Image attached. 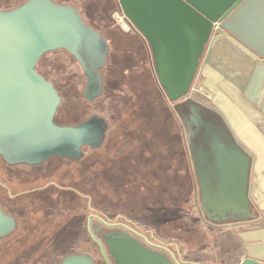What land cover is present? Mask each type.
<instances>
[{"label":"water","instance_id":"water-1","mask_svg":"<svg viewBox=\"0 0 264 264\" xmlns=\"http://www.w3.org/2000/svg\"><path fill=\"white\" fill-rule=\"evenodd\" d=\"M119 3L125 17L148 40L159 84L172 102L189 94L209 41L225 34L258 58H264V0H119ZM78 13L71 6L51 0H30L11 10L0 9V156L7 163L38 164L53 156L71 157L90 140L89 132L54 122L60 97L53 83L37 70L43 54L78 44L88 30ZM214 21L221 22L220 34L213 33ZM190 113L191 120L203 122L193 108ZM233 155L232 173L239 180L244 179L241 190L239 184L236 186L241 197L202 196L203 209L210 207L206 213L217 216L219 221L236 220L247 214L240 203L248 201L246 181L251 175V157L238 144L233 147ZM13 226V220L0 205V239ZM97 242L104 254L103 243ZM113 254L133 264H173L166 253L151 251L132 237L119 241ZM87 258L71 256L60 264H93V258ZM241 264L262 263L245 258Z\"/></svg>","mask_w":264,"mask_h":264},{"label":"rangeland","instance_id":"rangeland-1","mask_svg":"<svg viewBox=\"0 0 264 264\" xmlns=\"http://www.w3.org/2000/svg\"><path fill=\"white\" fill-rule=\"evenodd\" d=\"M25 1L27 0H0V9L9 10ZM56 1L73 5L79 13L85 15L84 17L92 21L95 20L101 25L103 23L99 21L100 16L98 13L103 11L105 7L109 8L108 6L111 5L110 0ZM123 15V12L119 11L115 15L116 20L122 26H125L121 27V29H128L126 22L120 21V17ZM59 55L61 59L65 60L66 64L61 67L58 66V71L67 84L65 85V90L71 91L73 84L68 74L71 68L74 70L77 67L79 71L80 69L77 64L72 63V60L66 55L65 51H60ZM80 82H83L82 78ZM79 87L82 90V85ZM81 93L82 91H80V95L74 100L76 105L86 103ZM191 96H194L196 99ZM102 99L100 98L99 102L104 101ZM198 100L204 99L200 95L195 94L192 85L189 94L177 102L166 100L164 107V104H161L159 101L157 103L158 110L156 116L152 118L154 124L151 125L146 121H141L137 116L133 119L134 114L136 115V106L126 103L125 109L128 116L126 113V117H123V119H125V123L128 124L129 128H132L130 130L134 131V133L119 138L122 134L120 130L118 131L117 128L111 129L110 136L107 139L109 141L107 149L103 148V150L92 154L101 160L102 163H109L105 167L108 170V172L106 171L108 180L105 181L102 179L103 176L96 175L94 179L97 177L99 181H94L92 187L90 182H84L86 174L83 170L84 174L82 176L73 177V175L78 173V168L70 160H64L60 156H55L39 166L18 164L12 167L11 170H9V165L4 164L0 156V174L3 181L5 174L9 176L11 172L27 174L26 178L20 183L21 185H17L14 178L11 177L12 175L10 176V181L15 183L13 186L14 190H18L21 187L34 188L47 182L57 183L63 181L64 177H66L64 180L66 181L69 176H72L69 181L63 182L66 184L70 183L69 186L72 188H50L51 192L49 195L59 199L61 202H55L53 205L48 206L33 201L31 198H27V196L16 201L13 207H23L25 214L24 217L19 216L20 219H18L17 227L10 237L0 241V264H56L63 257L62 255L81 252H89L90 257H97L99 251L95 244L90 245L79 241L86 236V231L80 221L82 218L81 207L83 205L84 207L89 206L92 203L98 210L106 208L110 211L128 212L134 209L139 213H143L142 210L145 209L144 207L141 208V206H144L142 200L148 199L151 201L152 191H149L150 186L146 189L145 187L138 186V189H136L133 174L138 171L149 173L145 164H149L150 168H152L150 170L151 174L165 173V226L159 227L157 229L158 233L165 237V239L179 242L180 249L185 255L196 257L192 260L194 263L204 264L205 260H208L210 263L222 262L224 264H233V260H231V257L224 250L217 253L213 248L208 246V242L212 239L211 232L213 230L208 227L206 220H209L211 216L208 213L201 214L195 207L194 195L196 194V190L193 189L194 187L199 189L200 185H202V182L199 184L200 170L197 166L199 164H197L196 158L198 157L201 160L205 157V154L212 157L214 149L209 148L211 146L209 139L212 130L227 140H229L230 136L227 122L223 117L204 105L199 106L200 102ZM115 102L116 100L113 101V103ZM192 108L200 116L208 118L214 128L197 126L191 122L188 119L190 118L188 114L185 115L184 113L191 112ZM110 109L109 114L116 110V105H111ZM112 123L116 124L113 121ZM116 140L138 143L140 141L155 142V145H152V148L154 146L153 151L155 154L150 156L143 147L138 151L128 148L125 154L126 160L123 162L126 168L124 166L118 169L115 166L117 160L115 146L118 144H115ZM199 145H202L203 148ZM163 148H165V171H161L159 167ZM140 157H144L146 161L140 160ZM65 165H68V167ZM203 168L204 166L202 165L201 169ZM92 171L96 172V166L92 168ZM172 191H179L180 194H172ZM160 192V190L157 192L158 198L161 196ZM153 194L155 196L156 193L154 192ZM34 195L36 197L38 195L37 199L45 202L49 196L46 193ZM81 195H84L86 198ZM153 199L156 198L154 197ZM178 202H182V205L178 207L170 205ZM45 215L51 218L54 216L51 221L52 225L43 223L42 220ZM223 234H225V230L222 231L221 235ZM51 237H56L57 239L65 237L69 240H78V242L70 244L66 240H53Z\"/></svg>","mask_w":264,"mask_h":264},{"label":"flooded vegetation","instance_id":"flooded-vegetation-1","mask_svg":"<svg viewBox=\"0 0 264 264\" xmlns=\"http://www.w3.org/2000/svg\"><path fill=\"white\" fill-rule=\"evenodd\" d=\"M51 1L58 5L71 6L74 8V6L70 4L60 3L56 0ZM110 3L111 7L102 8L103 11L98 13L100 16L99 21L103 23V25L97 23L95 20L92 21L84 17V14L78 13L80 21L88 28L82 38L78 40V44L71 49L61 48L49 51L43 54L37 63L38 72L53 83V87L60 97V105L55 114L54 122L58 125H66L89 132L90 140L78 148L73 156L60 157L64 160H70L78 168V173L73 175V177L82 176L85 172L86 178H84V182H90L91 187L94 181H99L97 177L94 179L96 175L100 177L103 176L102 179L105 181L108 180V176H106V171L108 172V170H106L105 167L106 165L108 166L109 163H102L101 160L94 157L92 154L96 151L103 150V148L107 149L109 143L107 139L110 136L111 129L117 128L118 131L120 130L122 134L119 138L134 133V131L130 130L132 128H129L128 124L125 123V119H123V117H126L127 113L125 109L126 103L136 106V115L134 114L133 119L137 116L141 121H146L150 125L154 124L152 118L156 116L158 110L157 103L160 101L165 107V91L159 84L155 60L148 40L126 17L123 21L128 25V29H121L122 25L115 17L119 11L123 12L119 0H110ZM60 51H65L66 55L72 60V63L74 62L77 64L80 69L79 71L77 67L74 70L71 68L68 74L73 84V89L71 91L65 90V85L67 84L58 71V66L61 67L66 64L65 60L61 59L59 55ZM81 78L83 81L82 83L80 82ZM81 85L82 90L79 87ZM80 91H82L81 96L86 103L83 105H76L74 100L80 95ZM100 98H103L102 100L104 101L99 102ZM115 100L116 102L113 103ZM114 104L116 105V110L109 114L111 111L110 107ZM200 104L208 107L206 102H200ZM188 119L191 120L190 118ZM112 121L116 124H113ZM191 122L197 126L209 127L210 129L214 128L208 118H204L203 122H195L194 120H191ZM217 134V132L212 130L211 137L210 139L208 138L211 145H216L219 139ZM115 142V144L118 143L115 146V154L117 155L115 166L118 167V169L125 166L123 162L126 160L125 154L128 148L138 151L143 147L150 156L155 154L153 151L154 146L152 148L155 142L152 141H140L138 143L116 140ZM162 152L159 167L161 171H165V148H163ZM121 154L123 155L121 156ZM212 156L220 157L219 151L214 149L212 151ZM2 160L4 164L9 165V170L18 164L39 166L48 161L46 160L38 164H10L3 158ZM140 160L146 161L144 157H140ZM65 166L68 167V165ZM95 166L96 172L92 171V168ZM145 166L149 173L138 171L133 174L134 182H136V189H138V186H142V188L145 187V189L150 186L149 191H152L151 201L148 199L142 200L144 206H141V208L144 207L145 209L142 210L143 213H139L134 209L128 212L110 211L106 208L98 210L92 203L89 204V206L84 207L83 205L81 207L80 212L82 213V218L80 221L84 226L86 236L79 241L90 245L95 244L96 247H98V256L92 257L93 264H133L124 259L121 255L116 256L113 254V247L115 248V245L119 241H124L130 237L137 240L151 251L164 255L166 253L173 264H197L192 261L196 257L187 256L181 251L179 242L165 239V237L158 233L157 229L165 226V173L151 174L150 170H152V168H150V165L145 164ZM11 175L9 174L8 176L5 174L3 181L1 178L2 175L0 174V205L3 211L11 217L14 226L11 232L7 236L1 238L0 241L9 238L17 227L18 219H20L19 216L24 217L25 209L23 207V209L17 206L13 207L16 201L27 196V198H31L33 201L48 206L53 205L55 202H61L59 199L49 195L51 192L50 188L70 187V183L66 184L63 182H67L72 178V176H69L68 180L64 181L66 179V177H64L63 181L57 183L47 182L44 185H39L34 188L21 187L18 190H14V184L21 185L20 183L26 178L27 174L11 172ZM126 175L130 176L129 174ZM10 176L14 178L15 183L10 181ZM158 190L161 191L160 198L157 196ZM154 192L156 193L155 196L153 194ZM38 193H46L49 195L46 202L37 199L38 195L36 197L34 194ZM195 193V207L200 211V198L197 196V189ZM81 196L85 197L84 195ZM154 197L156 199H153ZM170 205L178 207L182 205V202ZM52 218L45 215L42 221L43 223L45 222L52 225ZM217 218V216L211 215L209 220H206L211 230L229 224L228 219L219 221ZM167 219L169 218L167 217ZM92 234L95 235L97 240L103 243L104 254L101 252L100 246ZM52 239H60V241L66 240V242L70 244L78 242V240H69L65 237H60L58 239L53 237ZM208 243H210V241ZM89 254V252H81L62 255L63 257L56 264H60L71 256L87 258L90 257ZM204 264L208 263L205 262Z\"/></svg>","mask_w":264,"mask_h":264},{"label":"crops","instance_id":"crops-1","mask_svg":"<svg viewBox=\"0 0 264 264\" xmlns=\"http://www.w3.org/2000/svg\"><path fill=\"white\" fill-rule=\"evenodd\" d=\"M192 85L195 94L204 99L200 102H206L209 109L227 122L230 133L229 140L218 133L216 145L209 147L217 149L220 157L205 154L201 160L196 158L199 184H204L197 189L201 214L210 210L208 206L207 210L203 209L202 196L211 199L220 195L226 198L240 196L236 186L239 184L241 190L244 179L239 180V176L232 173L234 145H240L251 157V175L246 181L248 201L240 203L247 214L229 220L232 225L213 229L208 246L217 253L224 250L233 264H241L245 258L264 264V58H258L224 34L206 45ZM178 192L171 193L180 194ZM226 207L231 205L226 204ZM223 230L225 234L221 235Z\"/></svg>","mask_w":264,"mask_h":264},{"label":"built area","instance_id":"built-area-1","mask_svg":"<svg viewBox=\"0 0 264 264\" xmlns=\"http://www.w3.org/2000/svg\"><path fill=\"white\" fill-rule=\"evenodd\" d=\"M120 18H121L120 21L124 20L125 15H123ZM212 29H213V33L214 34L223 32V29L221 27V22L220 21H214L213 24H212Z\"/></svg>","mask_w":264,"mask_h":264},{"label":"trees","instance_id":"trees-1","mask_svg":"<svg viewBox=\"0 0 264 264\" xmlns=\"http://www.w3.org/2000/svg\"><path fill=\"white\" fill-rule=\"evenodd\" d=\"M28 1H30V0H27V1H25V2H23V3H21V4H19L18 6H16V7H14V8H17V7H20V6H22L23 4H25V3H27ZM14 8H12V9H14ZM2 10V9H1ZM9 10H11V9H9ZM195 99V98H194ZM166 100H169L168 98H167V96H166V94H165V101ZM199 102H200V100H198ZM175 102H177V101H175ZM168 105V104H167Z\"/></svg>","mask_w":264,"mask_h":264}]
</instances>
